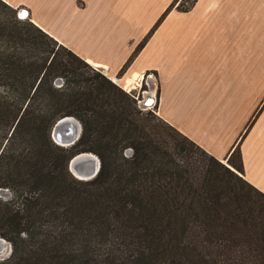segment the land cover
Wrapping results in <instances>:
<instances>
[{
  "label": "trees",
  "instance_id": "16d2710c",
  "mask_svg": "<svg viewBox=\"0 0 264 264\" xmlns=\"http://www.w3.org/2000/svg\"><path fill=\"white\" fill-rule=\"evenodd\" d=\"M132 93L0 0V264H264L239 143L224 163ZM66 115L82 130L63 147L50 130ZM82 151L100 159L87 180L67 168Z\"/></svg>",
  "mask_w": 264,
  "mask_h": 264
},
{
  "label": "crops",
  "instance_id": "0c3cea01",
  "mask_svg": "<svg viewBox=\"0 0 264 264\" xmlns=\"http://www.w3.org/2000/svg\"><path fill=\"white\" fill-rule=\"evenodd\" d=\"M2 1L122 89L149 90L156 114L220 161L239 143L243 177L264 193V0L166 13L172 0Z\"/></svg>",
  "mask_w": 264,
  "mask_h": 264
},
{
  "label": "water",
  "instance_id": "95a60500",
  "mask_svg": "<svg viewBox=\"0 0 264 264\" xmlns=\"http://www.w3.org/2000/svg\"><path fill=\"white\" fill-rule=\"evenodd\" d=\"M21 12L27 13V10L24 8H19L17 10V15L19 18H21ZM58 82H60V79L57 80V83ZM155 101V96L149 90H146L144 93H142L137 103L140 109L145 110L154 107ZM81 130L82 125L80 121L72 115H66L59 118L53 124L50 130V136L56 144L63 147H68L73 145L78 140ZM67 168L69 172L78 179H91L97 174L100 168V159L95 153L91 151H82L73 155L68 160ZM6 244L8 249L5 252ZM10 252V242L5 238L0 237V259H4V256L7 254L9 256Z\"/></svg>",
  "mask_w": 264,
  "mask_h": 264
},
{
  "label": "rangeland",
  "instance_id": "374dc122",
  "mask_svg": "<svg viewBox=\"0 0 264 264\" xmlns=\"http://www.w3.org/2000/svg\"><path fill=\"white\" fill-rule=\"evenodd\" d=\"M180 1V0H179ZM183 3L184 4H186V1L185 0H183ZM18 16V15H17ZM114 81H116L115 79H114ZM59 84V83H58ZM124 91H126V90H124ZM135 91H133V93H134ZM146 110H150V109H145L144 111L146 112ZM151 113L153 114V115H157L156 114V112H155V110H152L151 109ZM129 151L130 150H127L126 151V154H129ZM224 163H226V161H224ZM0 197L2 198V199H10V198H12L13 197V193H12V191L10 190V189H6V188H2L1 190H0ZM1 237V236H0ZM6 257H8V254L7 255H5L4 256V258H6Z\"/></svg>",
  "mask_w": 264,
  "mask_h": 264
},
{
  "label": "built area",
  "instance_id": "2783aa9c",
  "mask_svg": "<svg viewBox=\"0 0 264 264\" xmlns=\"http://www.w3.org/2000/svg\"><path fill=\"white\" fill-rule=\"evenodd\" d=\"M57 85H59V84H57ZM126 91L129 92V93L133 92L132 90H128V89H127ZM132 94L134 95V97L137 99V102H138V100H139L140 97H141L140 93H139L138 91H137V92L135 91V92L132 93ZM151 109H152V110H155L154 107H152ZM129 154H130V151H129Z\"/></svg>",
  "mask_w": 264,
  "mask_h": 264
},
{
  "label": "bare ground",
  "instance_id": "6f19581e",
  "mask_svg": "<svg viewBox=\"0 0 264 264\" xmlns=\"http://www.w3.org/2000/svg\"><path fill=\"white\" fill-rule=\"evenodd\" d=\"M24 13H26V12H24ZM27 14H28V11H27ZM27 17H28V15H27ZM26 17V18H27ZM131 80H127V82H125V87H127V85H130L131 86V82H130ZM128 88V87H127ZM129 90V89H128ZM82 178V177H81ZM6 246V250H5V252L7 251V249H8V247H7V244L5 245Z\"/></svg>",
  "mask_w": 264,
  "mask_h": 264
},
{
  "label": "snow or ice",
  "instance_id": "6c2138e0",
  "mask_svg": "<svg viewBox=\"0 0 264 264\" xmlns=\"http://www.w3.org/2000/svg\"><path fill=\"white\" fill-rule=\"evenodd\" d=\"M27 15H28V14H27V13H24V12H21V13H20L21 18H25Z\"/></svg>",
  "mask_w": 264,
  "mask_h": 264
}]
</instances>
